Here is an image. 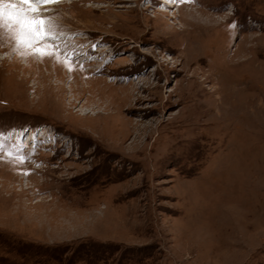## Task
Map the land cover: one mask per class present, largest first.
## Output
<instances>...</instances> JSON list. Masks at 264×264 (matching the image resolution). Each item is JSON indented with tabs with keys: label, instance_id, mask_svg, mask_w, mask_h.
<instances>
[{
	"label": "rangeland",
	"instance_id": "rangeland-1",
	"mask_svg": "<svg viewBox=\"0 0 264 264\" xmlns=\"http://www.w3.org/2000/svg\"><path fill=\"white\" fill-rule=\"evenodd\" d=\"M11 2L0 264H264V0Z\"/></svg>",
	"mask_w": 264,
	"mask_h": 264
},
{
	"label": "snow or ice",
	"instance_id": "snow-or-ice-1",
	"mask_svg": "<svg viewBox=\"0 0 264 264\" xmlns=\"http://www.w3.org/2000/svg\"><path fill=\"white\" fill-rule=\"evenodd\" d=\"M56 0H21L22 4L55 3ZM36 8L25 9L8 0H0V28L7 29L20 45L33 50V54L40 56L51 55L48 47H39L47 36L52 34L49 22L44 18H35Z\"/></svg>",
	"mask_w": 264,
	"mask_h": 264
},
{
	"label": "bare ground",
	"instance_id": "bare-ground-1",
	"mask_svg": "<svg viewBox=\"0 0 264 264\" xmlns=\"http://www.w3.org/2000/svg\"><path fill=\"white\" fill-rule=\"evenodd\" d=\"M86 113H84V115H85ZM34 139V138H33ZM34 141V140H33ZM30 143H32V141H30Z\"/></svg>",
	"mask_w": 264,
	"mask_h": 264
}]
</instances>
